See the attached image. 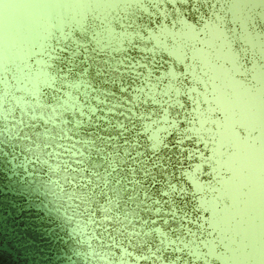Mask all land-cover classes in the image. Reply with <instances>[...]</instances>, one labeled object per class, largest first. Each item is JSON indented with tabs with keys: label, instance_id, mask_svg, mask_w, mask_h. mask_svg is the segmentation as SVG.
<instances>
[{
	"label": "water",
	"instance_id": "1",
	"mask_svg": "<svg viewBox=\"0 0 264 264\" xmlns=\"http://www.w3.org/2000/svg\"><path fill=\"white\" fill-rule=\"evenodd\" d=\"M0 264H264V0L1 1Z\"/></svg>",
	"mask_w": 264,
	"mask_h": 264
},
{
	"label": "rangeland",
	"instance_id": "2",
	"mask_svg": "<svg viewBox=\"0 0 264 264\" xmlns=\"http://www.w3.org/2000/svg\"><path fill=\"white\" fill-rule=\"evenodd\" d=\"M3 1V0H0V2Z\"/></svg>",
	"mask_w": 264,
	"mask_h": 264
}]
</instances>
